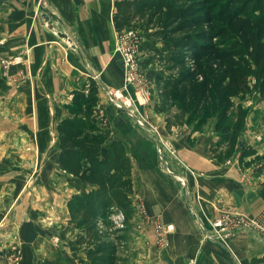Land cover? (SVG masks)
Returning <instances> with one entry per match:
<instances>
[{
    "label": "rangeland",
    "instance_id": "obj_1",
    "mask_svg": "<svg viewBox=\"0 0 264 264\" xmlns=\"http://www.w3.org/2000/svg\"><path fill=\"white\" fill-rule=\"evenodd\" d=\"M116 39L126 44H132L134 41L139 44L136 58L140 70L147 78L153 80L151 81L152 93L157 96L154 73L163 71L160 67V58L167 53V44L153 37L138 22L129 24L122 33H118ZM0 59L3 61L0 64L1 72L5 73L10 62L3 58ZM252 83L253 80H251V85ZM252 90L250 94H245L241 99H234L237 105L242 104L246 108V119L249 118L250 114L252 115L253 109L264 108V100H260L254 89ZM103 101L107 107L114 110V120L116 119L118 123L117 131L124 132L126 130L131 135H128L130 138L128 141L136 144L134 148H137L139 142L143 146H147L145 153L148 152V161L152 167L149 171L152 175L146 179L145 167H139L140 163L143 162L135 160V166H137L134 167L135 195L130 212L132 214L127 215L122 209H115L102 222L103 226L111 232L113 238L117 235L121 237V256H126L129 264H135L138 253L141 251L139 245H142V251L145 249L149 251L143 253L148 260L154 259L151 255L153 247L159 248V250L170 248L167 238L169 232L164 236V243H161L158 232H155V227L158 224L146 222V214L142 208V202L146 201L145 195L149 201H152L153 196L158 197L156 193L151 192L154 189L150 188L156 185L155 181L160 185L167 186L169 190L174 192L173 194H176L178 200L187 205L188 212L194 220V231L199 234L194 242H190L192 253L185 258V261L183 259V264L189 260H193L194 264H255L257 258L264 256L262 253L264 251V223L256 216L249 215L247 212L234 211L229 202L223 204L224 209L222 208L223 205H220L219 208L221 203L217 198L214 199L213 204L204 203L199 209L195 207L194 203L196 204L201 199L199 193H193L192 184L195 185L196 183L197 185L200 182H195L192 179L191 176L195 174L196 170L185 162L187 157H190V160L193 158L190 153H187L189 148L200 149V146H195V139L192 138V133L196 131L201 132L199 133L201 138H203V134H212L214 139L207 146L208 156L213 162V167H211L213 172L211 175H201L198 178L206 179V177L223 172L235 174L234 169L239 171L248 168L253 169L256 166L257 168L261 167L264 164V146L255 148L256 143L261 141L255 137L259 133H264V114L260 115L261 119L258 122L260 123L259 132L250 129L252 134L247 132L240 134L238 142L243 146L237 144L234 154L227 157L228 149L224 144L219 146L215 144L218 137L214 131L215 114L202 123L199 122L197 116L189 121L185 117L179 121V124H170L167 127V118L169 117L159 107V113H149L151 115L147 113L149 116V124H147L156 130L153 133L146 128L135 126L123 111L111 107L106 100ZM67 102L63 104L65 111H67L65 107ZM170 114V119L177 115L175 111ZM22 119L29 121L30 117ZM249 119L252 120L253 117ZM100 123L106 128L103 122ZM197 126L198 129H195ZM30 131H34L32 133L34 139L29 136L20 142L11 144L10 152L16 151L15 157L11 159L0 158V176L2 177L0 179L12 183L11 189L3 190V192L0 190V200H2L0 219L4 217L3 213H7L5 214L7 221L11 217L19 225L23 223L26 228L22 234L26 243L25 241L22 243L17 241L19 239L17 226L7 227L10 229V234L0 231L3 234L0 235V255L2 256H0V264H5L6 260L10 262V259L13 260V264H88L85 258L83 231L68 223L69 215L66 202L72 194L89 188V186H84L79 180L58 168L55 132L52 134L51 129L37 130L36 128ZM157 134L161 138L159 144ZM53 136L55 140H53ZM12 141L14 142V139ZM32 141L33 144H31ZM130 143L127 144L128 148ZM158 147L163 149L162 159L157 151ZM26 150L34 153L33 159L26 157ZM1 152L3 151L0 150ZM239 154L243 156L240 160ZM165 166L168 167L169 171ZM246 174H250L249 171ZM251 178L250 176L243 178L246 180L245 185L251 184ZM213 180L217 181V177H214ZM226 189L227 191L228 189L231 192L234 191L231 185H227ZM8 204L9 209H7ZM121 215L124 216L123 227L119 224L122 221ZM167 225L170 224H162L161 226L166 227ZM12 246L25 249L24 255L16 256L18 257L17 261H15V257H10Z\"/></svg>",
    "mask_w": 264,
    "mask_h": 264
},
{
    "label": "trees",
    "instance_id": "obj_2",
    "mask_svg": "<svg viewBox=\"0 0 264 264\" xmlns=\"http://www.w3.org/2000/svg\"><path fill=\"white\" fill-rule=\"evenodd\" d=\"M113 5L118 33L138 22L167 44L163 71L154 73L166 126L196 116L202 123L215 114V144H224L232 156L247 116L234 99L252 89L264 99V0H114ZM98 99L93 79L85 94L72 93L67 115L55 127L56 163L89 186L66 202L68 223L83 231L88 264H129L121 256V237L114 239L102 222L115 209L132 214L133 162L124 143L93 118ZM172 111L177 115L170 119ZM255 264H264V256Z\"/></svg>",
    "mask_w": 264,
    "mask_h": 264
},
{
    "label": "crops",
    "instance_id": "obj_3",
    "mask_svg": "<svg viewBox=\"0 0 264 264\" xmlns=\"http://www.w3.org/2000/svg\"><path fill=\"white\" fill-rule=\"evenodd\" d=\"M113 2L114 0H0V58L10 62L5 73L1 72L0 65V150L6 151L0 153V158L15 157L16 151L10 152L11 144L29 136L34 139V131H30L33 128L51 129L54 134L56 124L67 115L63 104L71 99L75 90L86 93L94 75L97 76V86H122V58L114 49L118 32L112 20ZM103 100L99 97L93 118L102 127L100 122L111 130L112 138L124 143L133 162V183L136 159L143 162L139 167H145V178L148 179L152 175L149 172L152 167L148 161V152L145 153L147 146L139 142L137 148H134L135 142L132 144L128 141L131 135L126 130L117 131L118 123L114 120V110L107 107ZM151 106L150 113L160 112L155 101H152ZM253 111L252 115H249V118L253 119H246L242 133L259 132L258 122L260 115L264 114V108L259 107ZM24 117H30L29 121L22 119ZM199 133L201 132L192 133V138L195 139V146H200V149L189 148L187 153L193 158L185 159V162L196 170L191 176L192 179L200 182L197 185L192 184L193 193H199L201 199L194 203L195 207L199 209L204 203L213 204L217 198L221 203L219 208L229 202L234 211L247 212L264 223V164L253 169H234L235 174L223 172L206 179L198 178L213 172V162L208 156L207 146L214 140L212 134L202 133L201 138ZM259 135L262 139H257L260 142H255V148L264 146V133ZM53 138L55 140L54 136ZM33 143L32 141L31 144ZM26 157L33 159L34 153L26 150ZM248 171L250 174H246ZM249 176L252 177L251 184L247 186L243 178ZM214 177H217V181L213 180ZM155 183L156 185L150 188L154 189L151 192L156 193L158 197L153 196L152 201H149L145 195L146 201L142 202V208L146 214V222L172 225L173 229L167 234L170 248L159 250L153 247L151 255L154 259L148 260L144 254L149 251H142V245H139L141 251L135 264H183L185 258L192 253L190 242H194L199 234L194 231V220L187 205L178 200L176 194L167 186L160 185L157 181ZM226 184L233 186L234 191H227ZM11 187V182L0 179L2 192ZM224 205L221 206L223 209ZM9 208L8 204L7 209ZM5 214L7 213H3L4 217L0 219V231L10 234L8 228L17 226V241L26 243V239L22 237L26 231L24 224L19 225L11 217L7 221ZM1 232L0 235H3ZM16 246L10 248V257L24 255L25 249L15 248ZM262 253L264 254V251ZM11 260H6L5 264H13Z\"/></svg>",
    "mask_w": 264,
    "mask_h": 264
},
{
    "label": "built area",
    "instance_id": "obj_4",
    "mask_svg": "<svg viewBox=\"0 0 264 264\" xmlns=\"http://www.w3.org/2000/svg\"><path fill=\"white\" fill-rule=\"evenodd\" d=\"M114 49L122 58L124 77L123 84L119 88L106 87L103 84H99L97 86L99 97H103V99L106 100L111 107L123 111L135 126L144 129L146 128L155 133L156 130H154L151 125H148V114L150 113V109H152V101H155L158 105V98L152 93L151 81L153 80L147 78L140 70L139 63L136 58L139 50V44L135 41L132 44H126L125 42H121L119 39H116ZM1 63H3V61H0V64ZM93 78L96 80L97 76L94 75ZM142 100H144V102H142ZM156 136L158 137L157 142L159 144L161 141L160 135L157 134ZM256 138L261 140L262 136L257 134ZM157 151L162 159L163 149L158 147ZM165 164L167 165V162H165ZM166 168L169 171L168 167ZM121 220L122 221L119 224L123 227V215H121ZM172 229V225H167L166 227L161 226V224L157 225L156 232L159 234L161 243H164L165 241V234L170 232ZM17 259L18 257H15V261H17ZM186 264H194V261L189 260Z\"/></svg>",
    "mask_w": 264,
    "mask_h": 264
}]
</instances>
